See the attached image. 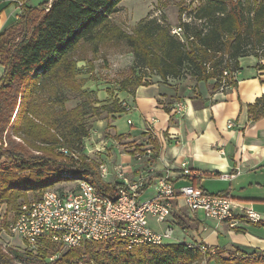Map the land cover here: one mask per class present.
Segmentation results:
<instances>
[{
	"label": "trees",
	"instance_id": "trees-1",
	"mask_svg": "<svg viewBox=\"0 0 264 264\" xmlns=\"http://www.w3.org/2000/svg\"><path fill=\"white\" fill-rule=\"evenodd\" d=\"M121 1L48 0L40 6L25 5L18 20L0 33V58L5 67L0 79V132L16 112L11 132L20 139L18 144L0 150V202L16 203L28 191H42L73 178L88 180L114 200L124 186L117 180L105 181L99 164L85 153L84 139L90 129L80 105L65 108L67 91L86 93L78 78L79 59L74 56L81 42L91 44L98 52L102 42L125 41L133 53L135 68L153 71L164 80L184 78L186 68L198 80L218 78L225 70H238L242 57L264 58L251 53L264 50V1L206 0L193 16L203 23H180L183 39L172 33L167 22L154 17L141 20L132 32L126 31L112 19ZM144 73L134 81H123L121 88L132 92L145 84ZM96 103L101 104L96 109L107 113L124 111L115 100L111 104ZM54 254L57 258L51 261ZM203 262L264 264V252L240 248L204 252L183 242L131 249L114 240L91 241L78 248L45 241L39 252L5 251L0 245V264Z\"/></svg>",
	"mask_w": 264,
	"mask_h": 264
},
{
	"label": "crops",
	"instance_id": "crops-1",
	"mask_svg": "<svg viewBox=\"0 0 264 264\" xmlns=\"http://www.w3.org/2000/svg\"><path fill=\"white\" fill-rule=\"evenodd\" d=\"M45 1L48 0H0V33L18 20L23 6H40ZM262 66L264 58L255 55L240 58L239 69L231 73L228 86H222L217 78L198 80L188 76L164 80L155 75L132 92L118 85L114 93L109 94V89L106 93L99 91L102 104L115 100L122 103L124 111L96 118L102 119L96 122V128L105 131L112 126L116 135H127L129 140L143 139L150 146L149 156L138 157L134 151L120 156L126 158L130 167L126 173L132 180L149 174L140 200L153 198L156 179L168 175L176 186L195 184L210 194L229 195L238 204L233 226L208 218L202 211L188 218L184 207L174 206V242H204L215 251L240 248L264 252V224L252 223L244 216L245 208L264 214ZM4 72L0 58V79ZM229 122L233 123L231 127ZM182 163L197 175L183 176ZM225 173L235 176L222 179L220 175ZM149 219L154 220L149 221L150 226L158 231L168 226ZM209 220L211 224L207 223Z\"/></svg>",
	"mask_w": 264,
	"mask_h": 264
},
{
	"label": "built area",
	"instance_id": "built-area-1",
	"mask_svg": "<svg viewBox=\"0 0 264 264\" xmlns=\"http://www.w3.org/2000/svg\"><path fill=\"white\" fill-rule=\"evenodd\" d=\"M172 33L183 39L180 26H174ZM217 79L222 86L230 85V71L225 70ZM179 109L183 107L180 106ZM128 124L133 125V122L128 120ZM232 125L229 122V126ZM106 168L109 176V169ZM182 168L183 176L197 175L186 163H182ZM114 171L117 181L124 185L119 191V194H123V202L97 201L92 193L81 187V182H78V188L73 191H44L39 199L21 204L14 219L0 228V242L7 246L11 239L18 238L25 247H20L22 251L33 252H39L45 241L65 248H78L91 241L114 240L122 241L132 249V245H127V238H135V243L149 244L152 247L175 239L176 221L172 211L176 205L186 209L188 218H193L202 211L208 218L226 221L231 226L236 223L238 204L229 195L210 194L195 184L176 186L166 175L156 179V194L153 198L140 200L139 192L148 185L149 174L131 180L117 166ZM220 176L222 179H231L235 174L225 173ZM244 216L252 223L264 224V214L253 208H245ZM150 217L159 223H168V226L165 230L158 231L150 226ZM4 239L7 243L2 242ZM186 244L193 249L205 247L207 252H215V249L204 242ZM56 258L57 254H54L50 260Z\"/></svg>",
	"mask_w": 264,
	"mask_h": 264
},
{
	"label": "rangeland",
	"instance_id": "rangeland-1",
	"mask_svg": "<svg viewBox=\"0 0 264 264\" xmlns=\"http://www.w3.org/2000/svg\"><path fill=\"white\" fill-rule=\"evenodd\" d=\"M205 1L206 0H123L119 4V10L113 14L112 19L114 23L123 27L128 32H132L141 20L153 17L160 19V21L167 22L172 28L174 26H180V23L182 22H190L192 25H198L203 23V21L194 20V12L195 9ZM262 1L264 0H249L252 4H259ZM251 53L264 55V50H253ZM74 56L76 59H79L78 78L82 84V89L86 91V93L79 95L67 91L66 94L68 95L69 100L66 101L65 108L70 110L77 105H80L83 118L86 119V123L90 129L89 137L84 139L85 153L99 164L102 176H107L106 167H108L109 176L103 179L113 183L117 180L116 176H114V168L116 166L124 172L128 173V171H130L129 165L125 162L126 158L120 156L132 151L137 152L138 157L149 156L147 151L150 146L147 144V141L143 139L129 140L127 135L119 137L115 134V130L112 126H108L105 131L99 130L100 128L98 127L96 128V126H98L96 122L102 120L96 118H103L107 113L101 109H96L98 105H101L96 102L98 101L99 103H102V100H100V97L98 96L99 91L106 93V89H109L108 93L110 94L115 88H117V85L118 87L121 86L123 81H134L138 75L143 74L144 72V80L148 81L150 78H154L156 73L150 70H140L139 68H135L133 65V53L125 41L102 42L99 44L98 52L93 51L91 44L81 42L75 51ZM224 58L225 60L228 59V54H226ZM247 59L250 58L248 57ZM185 70L187 73L185 77L190 76L193 78L190 75V69L186 68ZM118 103L122 104L120 102ZM15 113L10 120V124L0 132V150H6L11 144H18L20 141V139L11 132L13 127L12 123L15 120ZM97 131L101 133L97 134ZM118 157H120L119 161L117 160ZM2 159L5 160V158ZM117 161L120 164H118ZM128 177L130 178L129 175ZM77 188L78 179L73 178L51 185L42 191H28L26 194L21 195L16 203H8L5 200L0 202V228L2 226H7L10 221L14 219L21 204L39 199L47 189L73 191ZM152 193L153 191L148 195ZM142 199L146 198L143 196ZM149 221L152 223L154 220L149 219ZM207 223L211 224V221L209 220ZM5 238L8 239V237ZM6 239L2 240V242L4 241L3 243H7L5 241ZM174 241L175 239L173 238L169 242ZM0 245L5 251L11 248L15 249L16 247L25 248L23 244L21 245V241H19L18 238H15L14 240L11 239V241L7 243V246L1 242ZM203 264L206 263L203 262Z\"/></svg>",
	"mask_w": 264,
	"mask_h": 264
},
{
	"label": "bare ground",
	"instance_id": "bare-ground-1",
	"mask_svg": "<svg viewBox=\"0 0 264 264\" xmlns=\"http://www.w3.org/2000/svg\"><path fill=\"white\" fill-rule=\"evenodd\" d=\"M78 182H81V187L86 189L88 193H92L93 197H95L97 201H102V203L123 202V194H118L117 199L114 200L110 196L97 190V188L93 184H91L88 180L78 179ZM48 190H55V189H47L46 191ZM127 244L132 245V247L139 245L149 246V244L135 243V238H127ZM198 248L204 252H207L205 247H198Z\"/></svg>",
	"mask_w": 264,
	"mask_h": 264
}]
</instances>
